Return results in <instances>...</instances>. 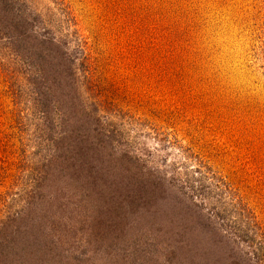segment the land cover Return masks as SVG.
I'll use <instances>...</instances> for the list:
<instances>
[{"label": "rangeland", "instance_id": "rangeland-1", "mask_svg": "<svg viewBox=\"0 0 264 264\" xmlns=\"http://www.w3.org/2000/svg\"><path fill=\"white\" fill-rule=\"evenodd\" d=\"M20 2L68 53L83 52L73 66L75 86L87 110L96 104L91 113L114 133L118 152L169 172L173 164L194 165L184 159L190 151L229 184L264 232V0ZM12 61L0 46V63L17 64L12 88L29 94L24 66ZM10 92L0 79L1 224L26 209L24 195L49 157L31 97L12 101ZM88 240L93 264H165L159 249L142 247L141 255ZM15 254L17 263L27 257Z\"/></svg>", "mask_w": 264, "mask_h": 264}, {"label": "trees", "instance_id": "trees-1", "mask_svg": "<svg viewBox=\"0 0 264 264\" xmlns=\"http://www.w3.org/2000/svg\"><path fill=\"white\" fill-rule=\"evenodd\" d=\"M42 23L20 0H0V46L24 66L29 94L12 88L17 64L0 63L1 83L12 101L31 97L49 148L24 195L26 209L0 223V264H93L88 238L141 255L142 247L159 249L165 264H264V232L200 158L183 150L194 165L167 172L116 150L114 133L91 113L96 104L87 110L75 86L73 66L83 52L68 53ZM94 88L86 87L92 96ZM19 246L23 263L16 262Z\"/></svg>", "mask_w": 264, "mask_h": 264}]
</instances>
